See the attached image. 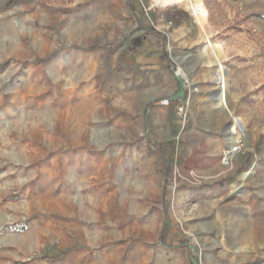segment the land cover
Segmentation results:
<instances>
[{
    "label": "rangeland",
    "instance_id": "obj_1",
    "mask_svg": "<svg viewBox=\"0 0 264 264\" xmlns=\"http://www.w3.org/2000/svg\"><path fill=\"white\" fill-rule=\"evenodd\" d=\"M201 2L0 0V264H264V0Z\"/></svg>",
    "mask_w": 264,
    "mask_h": 264
},
{
    "label": "bare ground",
    "instance_id": "obj_2",
    "mask_svg": "<svg viewBox=\"0 0 264 264\" xmlns=\"http://www.w3.org/2000/svg\"><path fill=\"white\" fill-rule=\"evenodd\" d=\"M153 2L162 7L167 6H173V5H183L187 7L190 12L194 15V17L197 19V21L201 24L205 22L207 17V12L204 6L202 5L201 0H153ZM213 50L217 52V55H219V50L215 46H212ZM205 48H203L202 53H205ZM219 61V60H218ZM216 63V62H215ZM214 62L207 60L206 64L207 66L215 65ZM226 73L223 70L222 67L219 68V70L214 71L211 75V80L214 84L219 86V96L217 97L216 101H218L217 105L220 106L223 103V92L225 94L226 92ZM233 129L230 132H234V134H237L238 132L243 133L242 125L240 123L239 119L232 120ZM243 137H246L243 134ZM237 138L235 137V140ZM237 143V142H235ZM232 144V143H231Z\"/></svg>",
    "mask_w": 264,
    "mask_h": 264
},
{
    "label": "built area",
    "instance_id": "obj_3",
    "mask_svg": "<svg viewBox=\"0 0 264 264\" xmlns=\"http://www.w3.org/2000/svg\"><path fill=\"white\" fill-rule=\"evenodd\" d=\"M239 142H240V141H238L237 143H233V145H231V146L227 149V151H225V152L223 153V155H222V159H221V161H222L223 164H228V163L231 161V158L233 157V155H234L237 151L240 150V147H241V146H239Z\"/></svg>",
    "mask_w": 264,
    "mask_h": 264
},
{
    "label": "trees",
    "instance_id": "obj_4",
    "mask_svg": "<svg viewBox=\"0 0 264 264\" xmlns=\"http://www.w3.org/2000/svg\"><path fill=\"white\" fill-rule=\"evenodd\" d=\"M171 17V21L172 22H174V23H177L179 20H180V18H177L176 16H174V15H172V16H170ZM163 57H164V59H166V57H167V54H166V52L164 51V55H163ZM168 65L171 67V65L168 63ZM151 143V142H150Z\"/></svg>",
    "mask_w": 264,
    "mask_h": 264
},
{
    "label": "water",
    "instance_id": "obj_5",
    "mask_svg": "<svg viewBox=\"0 0 264 264\" xmlns=\"http://www.w3.org/2000/svg\"><path fill=\"white\" fill-rule=\"evenodd\" d=\"M174 99H176V96H173L170 100L173 101Z\"/></svg>",
    "mask_w": 264,
    "mask_h": 264
}]
</instances>
